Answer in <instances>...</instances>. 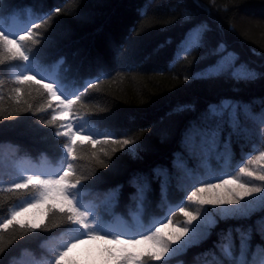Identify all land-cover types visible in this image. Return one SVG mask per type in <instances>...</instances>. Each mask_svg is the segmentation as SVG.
Instances as JSON below:
<instances>
[{"label": "trees", "instance_id": "1", "mask_svg": "<svg viewBox=\"0 0 264 264\" xmlns=\"http://www.w3.org/2000/svg\"><path fill=\"white\" fill-rule=\"evenodd\" d=\"M8 6L31 8L37 14L39 27L29 28L31 37L20 33L24 43L19 36L10 37L21 44L19 51H25L30 61L39 53L41 70L59 74L69 87L80 90L73 110L87 117L100 138L97 143L76 142L77 159L70 160L74 172L68 173V180L75 182L76 177L80 187L87 186L86 201L97 207L105 222L124 220L127 229L122 232L150 233L169 205L183 201V211L188 209L185 195L204 185L193 187V177L225 179L264 150V127L260 130L246 122L248 113L258 123L264 121V79L245 82L201 75L217 59L201 57L220 43L235 53V67L264 72V0H0V8ZM48 13L52 15L45 18ZM18 22L29 23L27 16ZM197 24L206 25L207 46L173 62L177 46ZM11 47L15 50V45ZM23 63L0 44V141L16 144L20 153L33 158L61 161L65 167L61 142L66 138L55 135L61 120H52L53 97L44 81L28 75L24 82L17 81ZM85 81L93 82L86 91L82 90ZM224 104L237 107L232 113L239 117V135L232 132L227 112L222 119L209 114L210 106ZM218 124L219 146H214L202 139L200 129ZM194 133L203 147L198 156L192 151L195 145L186 143ZM126 138L143 145L134 156L128 154L129 146H121ZM134 174L148 178L143 195L139 190L143 181L133 183ZM165 178L166 198L161 193ZM31 190L30 186L0 189V220L7 219ZM114 191L116 201L105 211L104 203ZM183 211L176 207L164 224L181 221ZM66 214V209L49 210L39 228L18 222L0 227L4 249L0 264H10L24 249L40 254L43 241L70 227ZM262 231L264 220L257 216L220 218L205 239L173 256L169 264H216L217 246L230 237L238 250L242 232L252 237L250 264H264Z\"/></svg>", "mask_w": 264, "mask_h": 264}, {"label": "snow or ice", "instance_id": "2", "mask_svg": "<svg viewBox=\"0 0 264 264\" xmlns=\"http://www.w3.org/2000/svg\"><path fill=\"white\" fill-rule=\"evenodd\" d=\"M55 12H59L60 9H54ZM52 14L48 13L45 18H50ZM21 16H27L29 23L21 25L18 21ZM37 14L33 12L31 8H25L23 10L13 9L11 6L5 8H0V44L7 49V51L12 55L13 58H18L23 61V71L16 76L18 82H24L27 79L28 73L35 72L37 75H41V79H47L49 77L41 74L38 71V56L39 53H36L32 56L30 61L29 55L25 51H19L21 44L24 43V37L20 35L21 32H27L28 36L31 37L32 33L29 31L33 25L39 27V24L35 23ZM186 19H189V14L186 13ZM206 25L197 24L193 26L181 43L177 46L175 53V58L173 62L178 61L181 57H186L191 54L193 50L198 48H204L207 46V38L205 34ZM19 36L21 44H18L15 39L10 37ZM170 43V41L168 42ZM15 45V50L11 47ZM161 45L160 47H163ZM208 57H217L214 64L210 65L209 68L205 69V72L201 75L207 74L212 77H221L227 76L235 80H243L245 82H252L257 79H264V72H258L254 69H251L245 65H241L239 68L235 67V61L237 59L235 53L228 52L225 44L220 43L217 47L209 49L206 53V56H202L201 59H206ZM60 64H63V59L60 60ZM53 84L55 85V90L52 89V85L46 84L44 87L50 92L51 97H65L61 99L60 103L65 105V107L70 106L73 103V96L79 98L80 90L74 89V87H69L65 83V78L59 74H53L52 76ZM75 84V81L73 82ZM93 86L92 81H85L82 86V90L86 91L89 87ZM17 91H19L17 89ZM232 105L224 104L216 108L210 106L209 114L211 117L223 118L225 113L228 114V122L232 128V132L239 135L240 125L239 117L233 116ZM82 119V118H81ZM52 120H56V115L52 116ZM51 122V121H50ZM264 122V121H262ZM71 127V125H69ZM79 132H87L88 135L84 136V139H90L92 135H100L95 131L85 128L84 124L78 125ZM202 139L211 142L214 146H219V133L220 125L218 124L215 128H205L200 129ZM56 136H66L67 139L61 142V152L63 162L66 165L67 172L63 175L57 173L58 178L53 179H42L43 174L37 175H28L24 183H16V188H28L29 184H32L34 187H38V190H41V195L46 196L47 192L50 190V185L60 184L62 181L69 179L68 172H74V165L70 160H76L77 156L75 153L74 145H76L75 137L77 132H62L57 130L55 132ZM105 135H113L112 133H106ZM230 141V138H229ZM229 141L225 142V150L229 146ZM98 141H92V143H97ZM122 147L129 146L127 151L128 154L135 155L136 152L143 147V145L133 141L132 139H123ZM66 148V151L63 149ZM70 158V159H69ZM257 159H264V153L261 154ZM252 160H249V163H252ZM103 164V161H101ZM118 163V160L113 163L115 168ZM104 167H108L107 164H103ZM63 171V169H61ZM240 172L244 173L249 177H255L256 180L264 181V174L255 173L249 171L246 167H241ZM159 175V173H158ZM23 178V177H22ZM75 180L74 183L68 184L61 189V192L64 196V199L69 205L67 209L66 218L70 222V227L68 228V239L63 244L61 250H58L54 254L52 264H60V261L63 260L73 248L77 247L80 243L84 242V238L87 237L90 240H105L107 241L108 237H112L116 242L119 243H140L141 241L135 239V236L130 237L127 241L121 240V236L126 235L124 232L115 231L111 225L107 224L104 220L99 217V214L91 209L86 207L83 199V189L87 186H81L78 189V185H81L79 178L73 177ZM143 181L140 185V193L143 195L144 192L148 190V178L146 176H141L140 174H134L133 183L137 181ZM213 180H221L224 183H227L224 180L223 176H214L211 180H201L199 177H193V187L196 184H205L209 188L217 187L219 185L213 183ZM2 182V180H0ZM168 181L167 178L161 183V193L163 196L167 195ZM241 188L245 189L243 195L238 199H219V200H199L198 202L203 204H215L226 206L221 208V218H242L249 219L252 216H257L258 219L264 220V195H258L252 197L253 193H264V188L253 186L247 187L245 184L240 185ZM204 189L202 188L201 191ZM252 197L251 200L245 201L244 204H241V200L244 196ZM196 196V192H192L191 195H185L184 199L192 201L193 197ZM25 203H31V200L26 201ZM23 207V204L19 205ZM176 207H179L183 211V201L179 205H169V211L165 215L156 221L150 231L151 235H148L147 232L137 233L138 235H143L146 240H153L159 246V251L148 252L146 253V259L136 258L141 260V264H149V261H162L163 264H169L171 258L177 254L187 251L190 247L198 245L203 239L207 237L210 229L215 226L214 218L210 217L207 213L203 217L200 216L199 212L193 215L192 213H185L188 216L187 225L181 229L180 235L176 236L175 239L169 237L168 240H165L162 236L159 235L160 229L156 227V224H164L168 219V216L175 211ZM83 209V210H82ZM52 211V209H50ZM60 212H64V209L61 208ZM224 213H227V217L224 216ZM17 213L12 212L13 219H15ZM195 221V223H193ZM170 222V221H169ZM0 224H3L4 228H7L12 224V220H7L6 223L0 221ZM21 227H24L22 224ZM33 228H39V225H33ZM262 239H264V231L261 232ZM251 234L248 232H242L240 234V243L238 250L235 248L234 243L231 238H226L225 242L218 245L219 257H216V254L213 253L214 258H216V264H250L248 253L251 249ZM4 249L0 248V252H3ZM110 251V250H109ZM207 254V253H206ZM134 259L131 255H125L119 259V264H129V261Z\"/></svg>", "mask_w": 264, "mask_h": 264}, {"label": "rangeland", "instance_id": "3", "mask_svg": "<svg viewBox=\"0 0 264 264\" xmlns=\"http://www.w3.org/2000/svg\"><path fill=\"white\" fill-rule=\"evenodd\" d=\"M45 70L46 69L41 70L40 67L38 68V71H40L41 74L49 77L47 79L42 80L41 75H37L35 72L28 73L27 75L34 79L44 81L46 84L52 85V89L55 90V85L53 84L52 79L53 74H49ZM61 99H65V97H60L59 99L53 97V110L56 117L61 120L59 131L77 132V135L73 137L76 142H86L89 140L98 141L100 138L99 135H92L90 139H84V136L88 135V133L79 132L78 125L84 124L85 128L91 129L96 133L98 132L94 129L90 121H88L87 117L80 116L74 112L73 103L70 106L65 107V105L60 103ZM72 99L74 102L75 96H73ZM236 110L237 107L233 106V109H230L229 111ZM248 115L249 116L247 117L246 122L254 123V127L259 128L260 130L264 127V122L258 123L255 118L256 116L249 113ZM69 125H71V127H69ZM194 135L195 133L191 134L186 143H190L191 146L195 145L194 150L192 151L196 153V156H198L200 155V150H202L203 147L200 143H198L200 142L199 139L197 140L198 142L196 141ZM63 137L67 139L66 136ZM262 153H264V150L249 159L253 161L252 163H245L242 167H246L249 171L255 173L264 174V159H257ZM61 169H63V171H61ZM65 172H67L66 165L64 167L61 161L53 160L46 156L33 158L28 154L20 153L16 144L10 141H0V180H2V182H0V189L12 188L15 187L16 183H24L28 175L43 174L41 176L42 179L55 180L58 178L57 173L63 175ZM224 180H226L227 183H224L221 180L212 181L213 183L219 185L217 187L209 188L204 184L197 189L195 191L196 196L193 197L192 201H190L188 209L183 211V219L179 222H169L157 227L160 229L159 235L165 240H168L169 237L175 239L176 236H179L181 229L186 226L188 222V216L185 215L186 212L192 213L193 215L199 212L201 217L207 213L210 217L214 218L215 222L221 218V208L226 206L215 204L201 205L198 202L199 200L215 201L219 199H238L245 192V189L240 187L241 184H245L249 188L253 186L264 188V181L256 180L255 177H249L240 171H237L234 175L229 176ZM71 183L74 182L66 180L62 181L60 184L50 185V190L47 192L46 196L41 195V190H38V187H34L32 184H29V186L32 187L30 195L11 209L7 219L0 221L6 223L7 220H12V223L18 222L30 225L41 224L45 220L46 214L50 209H68L69 205L64 199L61 189ZM77 187L78 189L80 188L79 185ZM202 188L204 189L203 191H201ZM116 194V191L112 192L106 203H104L105 211H107L110 206L115 203ZM82 195L86 207L95 210L102 219L100 215L101 212L98 211L97 207L90 205V203L86 201V195L84 192ZM258 195H264V193H253L252 197ZM252 197L245 195L240 201L241 204H244L245 201L251 200ZM29 200H31V203H25ZM21 204H23V207H19ZM12 212L17 213L15 219H13ZM224 216L227 217V213H224ZM117 219L118 222L116 224L113 222L111 224L108 221L106 223L111 225L115 231L122 232V230H125L126 224L124 220L122 221V219L118 217ZM193 223H195V221ZM0 227H3V224H0ZM123 232L126 233L125 231ZM148 235H151V232L148 233ZM132 236H135V239L141 242L119 243L112 237H108L107 241L90 240L85 237L84 242L80 243L77 247L68 252V255L60 262L64 264H119L120 258L125 255H131L134 259L129 261V264H141V260L136 258L146 259V253L159 251V246L155 243V241L146 240L143 235L136 236L126 234L121 236V240L127 241ZM67 239L68 231H65L60 235L43 241L41 243L40 254H36L29 249H24L19 255L13 256L10 264H52L55 252L61 250Z\"/></svg>", "mask_w": 264, "mask_h": 264}]
</instances>
